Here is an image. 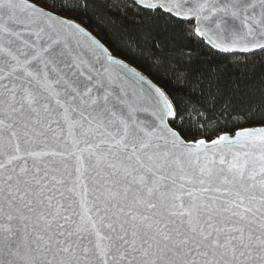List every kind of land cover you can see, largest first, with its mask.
I'll return each instance as SVG.
<instances>
[{
	"label": "snow or ice",
	"instance_id": "1",
	"mask_svg": "<svg viewBox=\"0 0 264 264\" xmlns=\"http://www.w3.org/2000/svg\"><path fill=\"white\" fill-rule=\"evenodd\" d=\"M124 6L264 51V0ZM71 8L0 0V264H264V88L238 106L178 73L174 95Z\"/></svg>",
	"mask_w": 264,
	"mask_h": 264
},
{
	"label": "trees",
	"instance_id": "2",
	"mask_svg": "<svg viewBox=\"0 0 264 264\" xmlns=\"http://www.w3.org/2000/svg\"><path fill=\"white\" fill-rule=\"evenodd\" d=\"M56 4L77 0H55ZM88 8L61 12L93 32L107 47L177 96L186 90L176 86L178 73L189 81L198 77L205 84L218 83L225 95L239 106L259 95L264 88V51L219 53L189 40L182 27L163 19H150L125 8L126 0H87ZM257 113L252 125H259Z\"/></svg>",
	"mask_w": 264,
	"mask_h": 264
},
{
	"label": "water",
	"instance_id": "3",
	"mask_svg": "<svg viewBox=\"0 0 264 264\" xmlns=\"http://www.w3.org/2000/svg\"><path fill=\"white\" fill-rule=\"evenodd\" d=\"M77 21V20H76ZM78 22V21H77ZM80 23V22H79ZM81 24V23H80ZM82 27H84L86 30H88L89 32H91L88 28H86L83 24H81ZM97 39H99L93 32H91ZM100 40V39H99ZM101 43H103L106 47L107 45L102 41L100 40ZM110 50V49H109ZM111 51V50H110ZM256 51H259V50H256ZM112 52V51H111ZM114 56H116L117 58L119 59H123L126 63L130 64V66H133V67H136L135 65H133L132 63H130L129 61H127L126 59L118 56V55H115L114 53H112ZM139 71L143 72L146 76H148L144 71H142L141 69H139L138 67H136ZM150 79H152L150 76H148ZM153 80V79H152ZM154 83H156L154 80H153ZM158 86H160L159 84H157ZM161 87V86H160ZM252 126H258V125H252Z\"/></svg>",
	"mask_w": 264,
	"mask_h": 264
}]
</instances>
